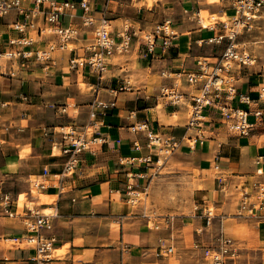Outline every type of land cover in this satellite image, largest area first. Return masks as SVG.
Masks as SVG:
<instances>
[{"label":"crops","instance_id":"1","mask_svg":"<svg viewBox=\"0 0 264 264\" xmlns=\"http://www.w3.org/2000/svg\"><path fill=\"white\" fill-rule=\"evenodd\" d=\"M235 3L236 0H160L150 8H134L131 14L125 12L130 6L111 3L114 31L129 28L140 35L166 23L169 45L165 47L159 40L156 51L145 55L146 47L134 40L129 51L114 56L100 84L97 76L83 74L87 84L95 86L92 91L81 89L82 74L69 69V48L56 50L48 66L14 61L0 68V203L2 194H9L13 213L0 210V264H157V260L161 264H205L202 257L198 259L200 251L203 255L201 245L217 244L222 230L234 242L237 257L233 264H264V101L258 99L264 80L263 54L255 64L231 71L238 90L250 92L255 99L252 104H240L238 99L234 103L263 111L250 116L255 127L247 135L214 122L198 138L196 131L189 134L192 128L188 122L184 124L182 117L175 119L182 106L188 104L173 103L171 95L164 91L169 88L183 93L191 104L194 93L190 88H179L178 80L192 84L176 73L192 69L199 57L215 60L226 44L208 43L224 20L208 24L194 15L208 9L211 14L226 12L231 17ZM75 12L79 15L81 10ZM120 19L123 25L117 30L114 22ZM4 21H0V48H5L8 37L16 34ZM261 27L264 7L257 28L241 36L240 44L249 46L256 39L262 41ZM84 40L72 44L78 47ZM43 45L44 42L37 44ZM163 66L173 74L161 75ZM148 70L158 72L162 80L147 77ZM134 72L140 74V80L131 83L130 74ZM124 81L126 89L111 90ZM96 98L110 106L91 126L89 110ZM139 121H149L163 139L176 142L173 154L183 163L190 162L200 172L199 179H204L193 191L194 209L177 221V251L181 255L178 263L160 254L164 239H174L172 228L158 235L151 229L147 215L129 204L133 201L128 196V184L135 181L137 188H144L163 150L147 145L144 132L131 129ZM70 127L83 133L90 144L79 153L75 171L64 173L70 154L65 152L62 135L57 137L56 129ZM135 140L140 141L141 148L134 147ZM146 155L149 162L139 160ZM44 168L49 170L47 175L43 174ZM34 178L49 183L46 189L39 188L42 202L37 207L26 204L20 208L21 194L35 186ZM235 183L256 192H250L244 206L241 198L235 203L234 197L225 194L224 190ZM261 186L263 192L257 193ZM29 208L40 214L45 209L52 210L46 213L51 215L50 226L42 232L54 238L52 249L61 252L52 255L51 249L49 261H38L33 242L26 238L35 218ZM206 208L214 213L212 225L206 227L211 229L210 234L197 230L205 224L202 213ZM186 235H192L194 246L187 243ZM14 237L20 241H14ZM7 240H12L13 245H5Z\"/></svg>","mask_w":264,"mask_h":264},{"label":"built area","instance_id":"2","mask_svg":"<svg viewBox=\"0 0 264 264\" xmlns=\"http://www.w3.org/2000/svg\"><path fill=\"white\" fill-rule=\"evenodd\" d=\"M115 0H80L76 3L73 0H0V21L16 32L8 37L6 47L0 48V62L7 63L21 61L29 64L31 62L49 65L53 60L54 52L58 49H68L71 51L69 59V69L82 74L88 73L97 76L100 82L104 79L105 73L113 65V58L116 54L127 52L131 49L134 40L140 46L146 47V53L153 54L156 51L159 40L163 46H168V35L166 23H159L151 31L138 34L137 31L129 28L121 31H114L110 7ZM234 14L230 19L222 21V25L212 37L208 39L211 45H224L220 56L215 60L209 57H199L195 61V66L189 70H181L176 73L178 77H183L188 83L195 85L197 93L191 94V111L188 120V127L196 131L197 138L204 135L207 126L214 122L221 128L229 131L247 135L255 127V122L251 120V115H261L262 110L252 111L246 106L235 104L238 99L240 104H252L255 99L250 92H241L235 84L228 83L223 76L230 73L232 63L239 67L251 66L258 61L253 52L240 49V37L246 33H251L257 28L262 16L264 0H236L234 4ZM80 9L78 15L75 11ZM13 15V17H12ZM68 16V18H67ZM51 31V34L48 31ZM85 39L80 46H70L74 41ZM256 39L255 44L262 41ZM44 42L45 45L37 46ZM245 45V44H244ZM5 55L9 58H6ZM261 59L264 62V51ZM173 74V73H172ZM167 66L161 68V75L168 77L172 75ZM232 81V80H231ZM224 84L226 86H224ZM98 86V85H97ZM124 83L120 87H113L111 90L117 92L119 89H126ZM97 89V87H96ZM165 94L171 95V101L178 103L183 97V93L176 92L174 89L165 88ZM258 99L264 101V80L258 89ZM113 104V103H112ZM109 103L96 98L89 110V124L97 123L100 115L106 113ZM213 116V117H212ZM131 129L135 132H144L147 137V145L158 146L161 149H170L172 152L177 146L176 142L170 139H163L162 136L154 131L153 125L149 121H139L132 125ZM54 131H50V133ZM62 139L65 152L70 154V158L64 166V173H73L79 163V153L89 147V140L83 133H78L75 128L70 127L63 131ZM138 140L134 141L136 149L141 148ZM136 159L135 157L132 160ZM139 160L150 161L148 155L140 157ZM49 170L44 168L43 174L47 175ZM33 184L37 188L46 189L49 183L46 180L34 178ZM134 183L128 184V196L134 201L137 192L133 189ZM249 188L241 187V201H247L250 194ZM260 189L263 192V187ZM11 196L7 193L2 194L0 210L9 215ZM29 211L35 213L34 221L30 224L27 240L33 242L36 255L35 258L40 262L51 259V249L54 238L44 234L43 228L49 227L50 214H40L34 209ZM205 224L198 227V232L203 233L206 227L213 223L214 213L211 209H205L202 213ZM217 244H202V252L208 264H233L236 259V249L231 237L221 231L217 237ZM14 241L20 238L14 237ZM163 249L160 254L166 255L174 251L173 245L161 246Z\"/></svg>","mask_w":264,"mask_h":264},{"label":"rangeland","instance_id":"3","mask_svg":"<svg viewBox=\"0 0 264 264\" xmlns=\"http://www.w3.org/2000/svg\"><path fill=\"white\" fill-rule=\"evenodd\" d=\"M132 1H134L132 3ZM159 2L160 0H115L114 3L117 5H124V8L129 7L126 9L127 14H131L130 10H133L134 8L138 7H145L146 5L150 7H153L155 3ZM209 3H215L219 2V0H207ZM118 11V10H116ZM114 17V13H112ZM117 14V13H115ZM136 14V13H135ZM139 16H142L141 14ZM195 18L199 17L202 20V23H208V24H214L216 21H221V18H224V20H228L231 17L227 15L226 12H222L221 14L215 13L211 14L208 9H203L200 15H194ZM117 30H120L123 25V20L115 21ZM260 33H264V27L259 28ZM80 42L79 44H81ZM248 45V44H247ZM239 45L240 49H246V51L251 52L252 51L257 57H259L260 53H263L264 51V43L260 42L258 44L253 43L252 45ZM70 46H74V44H71ZM262 50V51H261ZM119 57L116 56V60H118ZM17 66V65H16ZM232 69L234 68H240L239 65L236 63H232ZM131 76V83L138 82L140 80V74L134 72L130 74ZM145 76V75H144ZM146 76L149 78H154L156 80H162V77L158 72L154 73L151 70H148L146 73ZM223 76L228 83H232L231 81V74L230 73H224ZM179 81V88L186 89L190 88V91L192 93H197L192 85H187V83ZM79 86L83 90H94L95 86H90L87 84V82L83 79V76L79 77ZM224 86H226L224 84ZM182 105L188 104V107L182 106L181 111L178 113L177 116H175V119L177 117H182L181 120L183 123H187L188 119L190 117V111H191V104L189 102V99L182 98ZM64 110V109H62ZM73 105L70 107V111H74ZM65 129L64 128H57V137H60ZM192 129L189 134L195 133V130ZM92 129L89 131L91 134ZM153 174L151 177H149L147 184L144 186V188H137V184L135 181H132L134 183L133 189H135V192H137V196L135 195V199L132 202L133 204L129 203L134 209H141L144 214L147 215L150 221V227L153 231L158 232L163 230H169L172 228V234L174 239L171 241L169 238L164 239V243L162 245L167 246L168 244H174L175 250L172 253H169L168 255H164V257L171 258L174 262H179L181 255L178 254L177 251V241L178 236H180V233L178 231L177 227V221H181V217L183 215L188 214L190 211L194 209V204L192 202V195L194 189L198 188V185L203 184L204 179H199L198 176H200V172L189 162V163H183V161L179 160L178 157H176L173 152L170 151V149H163L161 151V159L158 164H156V168L152 169ZM238 183L233 184L228 189H225V194L227 196L234 197L235 203L241 198V188L240 186H236ZM240 185V184H239ZM252 193L254 190L252 188L248 189ZM39 192H42L39 188L33 186L29 192H25L20 197V208H22L24 205L28 204L31 206H39L42 202V198L39 196ZM257 193H262V190L259 189ZM213 209V208H212ZM214 210V209H213ZM42 212L44 213H50L52 212L51 209H45ZM169 219L171 221L169 225ZM196 231V230H195ZM203 233L210 234L211 229H204ZM186 241L190 245H195V240L192 237V235H186ZM7 246H12L13 241L7 240L4 242ZM33 244V243H32ZM161 244V243H160ZM34 245V244H33ZM200 251V250H198ZM61 251L52 249V255H57ZM202 257L203 262L206 264V259L202 255L200 251V256H198V259ZM157 264H161V261L157 260ZM208 263V262H207Z\"/></svg>","mask_w":264,"mask_h":264},{"label":"bare ground","instance_id":"4","mask_svg":"<svg viewBox=\"0 0 264 264\" xmlns=\"http://www.w3.org/2000/svg\"><path fill=\"white\" fill-rule=\"evenodd\" d=\"M221 20H224V18L221 19ZM48 33L51 34V31L49 30ZM247 52H249V51H247ZM251 52H252V51H251ZM262 54H263V53H262ZM5 57H6V58H9V57H7L6 55H5ZM6 65H7V61L2 60V61L0 62V68H1V67H4V66H6ZM68 129H69V128H68ZM68 129H65V130H68ZM65 130H64V131H65ZM168 245H172V244H168Z\"/></svg>","mask_w":264,"mask_h":264}]
</instances>
